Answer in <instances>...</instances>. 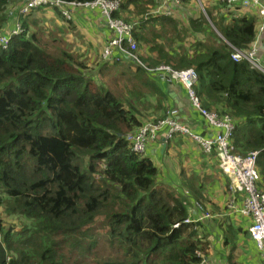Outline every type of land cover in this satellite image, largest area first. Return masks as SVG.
Instances as JSON below:
<instances>
[{"label":"trees","instance_id":"1","mask_svg":"<svg viewBox=\"0 0 264 264\" xmlns=\"http://www.w3.org/2000/svg\"><path fill=\"white\" fill-rule=\"evenodd\" d=\"M25 1L0 0V35L9 34L17 22L21 26L5 48L0 45V264H241L235 253L223 249L237 247L238 233L245 241L250 237L247 228L229 223L234 212L226 213L227 220L223 216L212 231V246L206 222L215 226L216 218L204 212L207 220L201 222L202 217L188 213V201L198 202L195 193L202 189H174L147 154L153 142L145 138V153H136L126 135L146 122L177 119L178 109L166 92L177 85L192 112L210 128L215 129L203 110L230 116L234 151L240 156L257 153V186L264 189V73L231 57L234 49L253 45L257 12L244 13L239 2L217 0L215 13L205 8L203 15L193 0L187 25L177 29L171 18L174 7L189 0L159 14L160 0H119L112 15L130 25L136 41L137 59L129 60L132 67L139 66L131 74L138 82L132 98L140 106H135L98 82L99 75L107 74L101 67L121 62L100 59L88 69L65 50L59 52L52 31L49 38L39 21L28 22L32 12L49 10L56 21L75 27V10L69 18L58 7L20 14ZM130 5L132 14L122 15ZM108 31L111 36L103 45L114 37ZM182 37L189 43L174 44ZM161 66L194 71L192 91L199 107ZM140 72L144 78L136 76ZM187 140L193 141L176 131L166 143L181 147ZM208 155L216 161L214 151ZM187 218L192 222L182 223ZM215 246L219 258L212 260L209 250Z\"/></svg>","mask_w":264,"mask_h":264},{"label":"built area","instance_id":"2","mask_svg":"<svg viewBox=\"0 0 264 264\" xmlns=\"http://www.w3.org/2000/svg\"><path fill=\"white\" fill-rule=\"evenodd\" d=\"M181 0H160V4L156 6L155 13L159 14L170 5H177ZM239 2L243 9L250 8L255 10L260 17V24L257 28L258 34L264 30V0H228ZM120 5L119 0H90V1H70L63 2L60 0H26L18 10L20 14H26L31 9L38 7L60 8L61 13L69 18L70 12L76 9H98L100 14L105 19L107 29L113 32L114 37L104 45L102 59L109 61L111 59L119 61L120 59L136 61V41L131 33L130 25L120 18H116L112 13L118 10ZM20 30V25L10 31L9 34L0 35V45L5 48L10 36L17 34ZM234 61L246 60L251 66H254L264 73V59L260 60L257 57V46L254 43L249 50L234 49L231 53ZM159 69L166 70L170 77L178 82H181L188 89V94L195 107H199L198 101L193 94L192 85L196 81V74L192 69L181 71H172L166 66H161ZM191 77L189 82L187 78ZM187 77V78H186ZM211 112V113H207ZM174 113V112H172ZM208 123L214 127V133L210 136H200L190 133L187 126L181 124L177 119L167 118L158 123H145L134 132L127 134V140H131L132 151L136 153H145V138L151 142L157 138L159 132L168 140L171 133L180 132L184 135H189L194 142L201 148L205 154L212 151L218 161V166L221 171L228 177L229 203L230 213H238L244 218H248V231L250 237L261 254L264 262V189L257 186L259 175L256 171L255 157L256 152H249L246 156H240L234 151L232 146V135L235 129L233 120L227 114H219L215 111H202ZM167 126V132H163L162 127ZM240 196L239 202H236V195ZM238 201V200H237ZM184 224L191 223L190 219L182 221ZM178 227L179 224L173 225Z\"/></svg>","mask_w":264,"mask_h":264},{"label":"crops","instance_id":"3","mask_svg":"<svg viewBox=\"0 0 264 264\" xmlns=\"http://www.w3.org/2000/svg\"><path fill=\"white\" fill-rule=\"evenodd\" d=\"M190 2L187 3V5H184V7L181 5L180 7L175 6V14L172 15V19L175 21V24L177 29H181L184 25H187L186 18H190L191 14L193 12V6H195V2L193 0H189ZM197 2V5L199 9L202 11L205 8H208V10L212 11V13H215L213 11V5L217 0H195ZM233 6L238 7V4H233ZM154 8V7H151ZM133 6L130 5L128 7H124L122 9V15L130 16L133 12ZM237 9V8H236ZM240 9H237V12H239ZM244 13H255L251 9H242ZM205 14V13H204ZM251 15V14H250ZM75 23L74 26L78 33H80L83 37V40L87 42L88 46H100L104 44V41L111 36V33L107 30L105 25V19L103 16H101L100 12L96 9H85V8H79L75 10ZM199 17V15L197 16ZM258 17V15H257ZM78 18V20H76ZM198 19V18H197ZM260 22V18L258 17L257 26ZM195 30V29H194ZM196 31V30H195ZM86 35V38L85 36ZM183 38V41L176 40L177 44L181 42L182 44L184 42L189 43L187 41V38ZM192 40V39H191ZM258 46H259V52L258 56L260 57L263 54L262 47L264 46V32H262L257 40H256ZM104 46V45H103ZM144 47V46H143ZM146 51V54L150 56L151 54L148 53V51L144 48H142ZM121 63L117 64V66L108 68L107 66H103L100 69L103 70V73L107 72V74L112 73L111 70H116L115 73L120 74H136L134 71V67H132L129 60L125 59L122 61H119ZM131 71V72H130ZM109 72V73H108ZM113 73V74H115ZM167 94L172 98H170L172 103H175L176 108L178 109V119L195 133L199 134L200 136H210L214 133V130L210 128L207 123L203 120L201 116L197 112H192L188 102H186L182 90L179 86L170 85V87L166 88ZM162 138V137H161ZM160 138V139H161ZM162 142L158 143L153 142L149 143V147L147 150V154L155 165H158L161 169V176H164L166 178V182L168 184H171V186L174 189L180 190L179 186H183L182 188L185 190H194L193 188L198 187L197 184L201 187L202 192L197 195L195 193V196L198 198V202H192L188 201V213L192 216V218L198 219L199 217H202L201 219H198L201 222L206 221L207 219H204V212H207L211 214L213 210L216 212V225L212 226V224L207 220L206 224L208 225V231L211 234V245L213 242V239L215 235L212 233V231L217 227L218 223H221L222 219L224 218L223 215L226 213L230 214V209L228 207L230 195L228 190V177L220 170L216 161L210 157L209 155L205 154L201 148L197 145L194 141H188L182 145L175 147V142L171 143L170 145H167V141L162 138ZM166 143V144H165ZM146 154V155H147ZM204 154V155H203ZM181 156V157H180ZM180 160H186L183 161V164L181 165ZM200 165H203L204 169L200 171L199 167ZM184 166V167H181ZM196 170V171H195ZM199 170V171H198ZM183 173L184 176L179 175L180 173ZM195 172L197 174L198 180L196 184H193L190 182V175L193 176ZM206 176L208 177V181H206ZM194 196V197H195ZM240 196L236 195V202H239ZM238 200V201H237ZM196 203H199L202 207V209L196 207ZM232 214V213H231ZM209 219V218H208ZM217 220L219 222H217ZM227 220L224 219L223 222ZM229 223L233 226V228H247L249 225L248 218H242L238 214H234L233 216L228 217ZM237 247H243L250 246L249 252L247 256V263L248 264H264L260 252H258L254 241L251 237H249V240L245 241V238L241 234H237ZM245 244H244V243ZM249 243V244H248ZM213 246V245H212ZM252 247V248H251ZM231 249V247H229ZM255 250L256 254H258L259 258H254L251 256L250 252H253ZM216 246L210 248L209 255L212 260H216L219 258V255L216 257ZM242 259L240 260V263L242 264Z\"/></svg>","mask_w":264,"mask_h":264},{"label":"rangeland","instance_id":"4","mask_svg":"<svg viewBox=\"0 0 264 264\" xmlns=\"http://www.w3.org/2000/svg\"><path fill=\"white\" fill-rule=\"evenodd\" d=\"M45 9L48 10V8H45ZM202 13H203V15H205L204 11H202ZM16 18H17V16L15 14V20H16ZM15 20H14V23H15ZM31 21L32 22L39 21L37 23L39 28H43V27L47 28V30L44 31V33L47 34V36L49 38H52V35L48 32L52 31V33H54L55 37H57V39L55 40L56 45L61 46V48H60L61 50L59 52L61 53L62 50H65L69 55L72 56V59H76L78 62H80V61L85 62L88 65V69L92 70V68L95 67L96 62H99L100 59H102V52H103V48H104L103 46L100 47V49H98V48L95 49L93 46H88L87 42L83 40L82 35L77 32L75 27L70 26L71 28H69L68 26H65L64 24L60 23L59 21H56L55 18L53 17V14H51L49 12V10L46 12H32V16L28 20V22L30 24H33ZM17 24H19V23L17 22ZM58 27L62 28L61 31H59L60 28L58 29ZM20 28H21V26H20ZM83 36H85V38H86V35H83ZM172 38H174V36ZM174 44H176V42H174ZM96 52L98 54H100L101 56L98 57L99 55ZM60 57H61V55H60ZM122 60H124V59H120L119 61H122ZM138 67L139 66L137 65V67H135V69ZM251 67L256 68L254 66H251ZM256 69H258V68H256ZM141 71H142V69H141ZM110 72H112V73L108 72L109 74H106L105 78H103L102 75H99V81L98 82L103 81L101 86L107 88L112 93L117 95V97H119L121 102H123V103L129 102L135 106H140L139 100L137 98H132L133 96H137V89H135V88H137L136 86H138V82L135 80V78L133 77V79H132V76L130 73H126L123 75L120 73H115L116 70H111ZM113 73H115V74H113ZM136 76H140L141 78H144L145 74L143 72H140V74H137ZM191 77L192 76H190L189 78L186 77L189 82L191 81ZM144 90H145V88H144ZM135 99L138 101L137 103H135ZM207 113H211V112H207ZM146 123H149V122H146ZM126 133H128V132H126ZM162 141L163 140L161 138L158 141V143H161ZM213 156L216 158L215 155H213ZM183 161H186V160H180L181 165L183 164ZM181 167H184V166H181ZM199 169H200V171H202L204 169L203 165H200ZM192 173H194V175L193 176L190 175V182H192L193 184H196L197 180H198L197 174L195 172H192ZM179 175L184 176V174L182 172ZM156 179H158V174H157ZM206 181H208L207 176H206ZM170 186H171V184H170ZM197 186L198 187H196V188L198 190L201 189V187L198 184H197ZM211 216H212V218L216 217L215 210H213V212L211 213ZM223 216L226 217V215H223ZM208 217H210L209 214H208ZM250 246L247 245V246H245V248L236 247L235 249H229V248H223V249L229 251L232 254L235 253V256H236L235 261L236 262H240V260L242 259V261H243L242 264H248L246 255H248ZM250 254L254 258H259L258 254H256L255 250L253 252H250Z\"/></svg>","mask_w":264,"mask_h":264},{"label":"clouds","instance_id":"5","mask_svg":"<svg viewBox=\"0 0 264 264\" xmlns=\"http://www.w3.org/2000/svg\"><path fill=\"white\" fill-rule=\"evenodd\" d=\"M37 9V8H36ZM257 16V15H256ZM259 17V16H258ZM260 18V17H259ZM259 24H260V22H259ZM259 24H258V26H259ZM258 26H256V30H257V28H258ZM262 32H264V30L262 31ZM261 32V33H262ZM260 33V34H261ZM260 34H258V32H257V34H256V38H255V40H254V42H253V44L255 43L256 44V46H257V57L260 59V60H262V59H264V46L262 47V49H263V54L259 57L258 56V52H259V46H258V44H257V42H256V40H257V38H258V36L260 35ZM243 60V59H242ZM249 63V62H248ZM250 64V63H249ZM263 65H264V63H263ZM251 66V65H250ZM259 70V69H258ZM261 71V70H260ZM177 119H178V117H177ZM163 138L164 140H165V142L167 141V139L161 134V136H160V138ZM160 138H156L155 140H153L152 142H157V141H159L160 140ZM218 163V162H217ZM219 167V166H218ZM257 171V170H256ZM231 214V213H230ZM183 223V222H182ZM208 264V263H207Z\"/></svg>","mask_w":264,"mask_h":264},{"label":"water","instance_id":"6","mask_svg":"<svg viewBox=\"0 0 264 264\" xmlns=\"http://www.w3.org/2000/svg\"><path fill=\"white\" fill-rule=\"evenodd\" d=\"M11 261H12V258H9V259H8V263H10Z\"/></svg>","mask_w":264,"mask_h":264}]
</instances>
